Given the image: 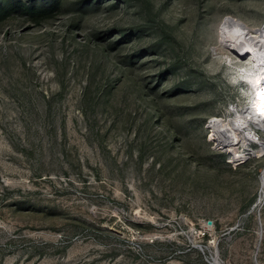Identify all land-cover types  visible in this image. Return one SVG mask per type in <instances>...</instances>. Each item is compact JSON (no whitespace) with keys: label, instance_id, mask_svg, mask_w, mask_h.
<instances>
[{"label":"rangeland","instance_id":"1","mask_svg":"<svg viewBox=\"0 0 264 264\" xmlns=\"http://www.w3.org/2000/svg\"><path fill=\"white\" fill-rule=\"evenodd\" d=\"M230 26L264 0H0V264H264V148L211 137L254 95Z\"/></svg>","mask_w":264,"mask_h":264},{"label":"bare ground","instance_id":"2","mask_svg":"<svg viewBox=\"0 0 264 264\" xmlns=\"http://www.w3.org/2000/svg\"><path fill=\"white\" fill-rule=\"evenodd\" d=\"M221 39V48L229 53V64L233 63V58L240 62L245 61L246 58L247 61H250L248 63V66H250L249 69L245 65V78L254 87L251 107L244 115L237 114V119L236 121L234 120L233 127L220 119L213 120L210 123V128L213 131L211 137L216 143V148L227 152L231 156V161H234L232 157L234 155L232 154L236 150L242 151L245 149V155L256 156L259 154L256 153L258 151L256 150L255 155L253 149L248 144L250 141H255V138L252 136V133H255L252 124H255L256 128L264 131V116L258 112V108L261 107V100L257 97L258 93L264 91V26L260 31L230 26L223 31ZM260 143L264 148V142L260 140ZM244 144L245 146H243ZM218 262L216 260L217 264Z\"/></svg>","mask_w":264,"mask_h":264},{"label":"built area","instance_id":"3","mask_svg":"<svg viewBox=\"0 0 264 264\" xmlns=\"http://www.w3.org/2000/svg\"><path fill=\"white\" fill-rule=\"evenodd\" d=\"M252 136L254 137V136H257V137H254L255 138V141L253 142V141H250L249 142V146H250V148H253V147H255L256 145H259L260 146V138L258 137V132H257V130L255 129V133H252ZM260 143V144H259ZM246 157H245V160H247V159H250L251 157H252V155H245ZM243 160V159H242Z\"/></svg>","mask_w":264,"mask_h":264},{"label":"snow or ice","instance_id":"4","mask_svg":"<svg viewBox=\"0 0 264 264\" xmlns=\"http://www.w3.org/2000/svg\"><path fill=\"white\" fill-rule=\"evenodd\" d=\"M244 62H247V58L245 59ZM257 97L259 100H261V107L258 108V112L260 115L264 116V91L258 93Z\"/></svg>","mask_w":264,"mask_h":264},{"label":"trees","instance_id":"5","mask_svg":"<svg viewBox=\"0 0 264 264\" xmlns=\"http://www.w3.org/2000/svg\"><path fill=\"white\" fill-rule=\"evenodd\" d=\"M26 10L30 11L31 14H37L38 16H43L45 14H47L49 11L51 10H36L35 8L32 7H25Z\"/></svg>","mask_w":264,"mask_h":264},{"label":"water","instance_id":"6","mask_svg":"<svg viewBox=\"0 0 264 264\" xmlns=\"http://www.w3.org/2000/svg\"><path fill=\"white\" fill-rule=\"evenodd\" d=\"M207 224H208L209 226H211L213 223H212L211 221H209V222H207Z\"/></svg>","mask_w":264,"mask_h":264}]
</instances>
